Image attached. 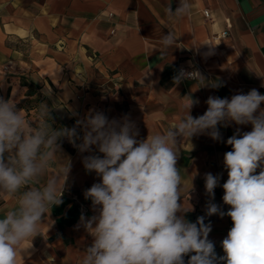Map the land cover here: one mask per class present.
<instances>
[{"label": "crops", "instance_id": "0c3cea01", "mask_svg": "<svg viewBox=\"0 0 264 264\" xmlns=\"http://www.w3.org/2000/svg\"><path fill=\"white\" fill-rule=\"evenodd\" d=\"M178 2L0 0V97L14 99L29 122L32 108L25 106V99L31 96L20 82L24 77L47 94L53 115L64 127L72 128L94 110L109 119L128 115L139 129L137 139H146L171 128L190 97L199 101L191 110L198 117L207 110L209 96L230 99L251 89L264 94V0H189L191 12L172 21L166 8L175 9ZM168 31L175 33L176 42L162 54L160 41ZM209 46L212 54L206 55ZM193 62L205 78L173 82L178 68ZM217 83L221 86L212 87ZM237 127L251 131V125L232 124L220 128L222 141L199 135L179 145L181 203L192 207L186 214L190 222L205 215L206 173L221 175L213 202L229 210L222 200V185L228 178L223 156L231 151L226 141ZM62 141L61 155L57 154L51 171L58 172L70 162L63 202L45 214L39 235L21 245L17 264H77L91 246L93 238L77 227L82 214L78 206L86 207V217L94 214L83 193L99 178L83 166V156L90 153H80L67 139ZM15 203L0 197V218ZM209 221V239L217 257L223 256L221 241L233 222L217 215L205 217V223Z\"/></svg>", "mask_w": 264, "mask_h": 264}, {"label": "clouds", "instance_id": "9594fccd", "mask_svg": "<svg viewBox=\"0 0 264 264\" xmlns=\"http://www.w3.org/2000/svg\"><path fill=\"white\" fill-rule=\"evenodd\" d=\"M191 8L189 0H179L175 9L168 5L166 11L170 20L177 21ZM175 42L173 31L164 34L162 54ZM212 49L209 46L206 55ZM193 73L205 78L198 71L180 69L173 82L191 79ZM198 103L190 97L171 128L137 139L139 129L128 115L109 119L90 110L72 128H53L48 122L51 111L44 105L34 126L14 99L0 97V197L16 202L0 218V264H17L21 245L39 235L45 214L63 202L70 162L58 172L51 171L57 154L61 155L62 139L78 152L90 153L83 156V166L99 178L83 193L94 214L82 213L77 227L82 226L93 240L77 264H185V256L190 257L187 264H264V94L251 89L230 99L209 96L204 114L193 117L191 110ZM232 124L251 125V131L237 127L226 141L231 151L223 156L228 178L222 185V200L229 210L213 202L221 175L206 173L205 215L190 222L186 214L192 207L181 203L179 145L199 135L222 141L220 128ZM213 215L228 216L233 222L221 241L224 255L220 257L209 239L211 221L205 223V217Z\"/></svg>", "mask_w": 264, "mask_h": 264}, {"label": "rangeland", "instance_id": "374dc122", "mask_svg": "<svg viewBox=\"0 0 264 264\" xmlns=\"http://www.w3.org/2000/svg\"><path fill=\"white\" fill-rule=\"evenodd\" d=\"M33 89H34L35 93L33 96H31V98L25 99L26 100L25 106H27L28 108H30V107L32 108V113H31L32 115L29 114L28 118H29V122H31L35 126L34 121H37V119L40 118L39 113H40L41 107L44 105H47L49 111H51V113H52L53 112V105L51 103V100H49L47 94H45V92L39 91V88L35 89L33 87ZM35 99H37V101ZM35 108H36V111H35ZM36 115L38 117H35ZM38 122H39V120H38ZM38 122L36 124H38ZM48 122L52 123L53 128H59L60 127L59 123L57 121L51 122V120L49 119ZM184 259H185V264H187L189 257L185 256Z\"/></svg>", "mask_w": 264, "mask_h": 264}, {"label": "built area", "instance_id": "2783aa9c", "mask_svg": "<svg viewBox=\"0 0 264 264\" xmlns=\"http://www.w3.org/2000/svg\"><path fill=\"white\" fill-rule=\"evenodd\" d=\"M204 15H205V17H208L209 16V12L205 10L204 11ZM223 34H226V32H223ZM180 69H184L185 71H193V70H195V71H198L199 73H201V68H200V66H199V64L197 62H193L190 66H181V67L178 68V71ZM199 78H200V76H199L198 73H193V78L188 79V80H197ZM78 209H79V211L81 213H85L86 210H87L86 207L83 206V205H79Z\"/></svg>", "mask_w": 264, "mask_h": 264}, {"label": "trees", "instance_id": "16d2710c", "mask_svg": "<svg viewBox=\"0 0 264 264\" xmlns=\"http://www.w3.org/2000/svg\"><path fill=\"white\" fill-rule=\"evenodd\" d=\"M20 82H21L22 85H27L28 86V89L26 91V95L27 96H33L34 93H35L33 87L35 89L37 88V87H35V84L32 81L28 82L24 77L20 78ZM51 116H52V122H56L57 121L59 123L60 127H62V126L64 127V123L62 122L61 119H59L57 116L53 115V113H51ZM61 142H63V141L62 140L59 141V143H61ZM70 149L73 150L72 148H70Z\"/></svg>", "mask_w": 264, "mask_h": 264}]
</instances>
